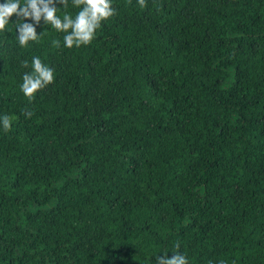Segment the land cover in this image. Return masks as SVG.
<instances>
[{"label": "trees", "instance_id": "16d2710c", "mask_svg": "<svg viewBox=\"0 0 264 264\" xmlns=\"http://www.w3.org/2000/svg\"><path fill=\"white\" fill-rule=\"evenodd\" d=\"M0 264H264V0H0Z\"/></svg>", "mask_w": 264, "mask_h": 264}]
</instances>
